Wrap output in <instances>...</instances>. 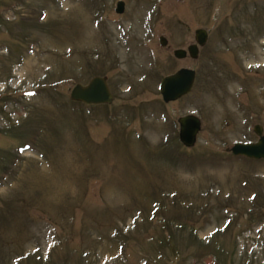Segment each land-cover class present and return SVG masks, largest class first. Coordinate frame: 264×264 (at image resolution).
<instances>
[{"label":"rangeland","instance_id":"rangeland-1","mask_svg":"<svg viewBox=\"0 0 264 264\" xmlns=\"http://www.w3.org/2000/svg\"><path fill=\"white\" fill-rule=\"evenodd\" d=\"M117 1L0 0V264H264V159L228 151L264 132V0ZM94 76L112 102L72 100Z\"/></svg>","mask_w":264,"mask_h":264},{"label":"water","instance_id":"water-1","mask_svg":"<svg viewBox=\"0 0 264 264\" xmlns=\"http://www.w3.org/2000/svg\"><path fill=\"white\" fill-rule=\"evenodd\" d=\"M124 2L119 0L116 3L115 11L122 13ZM207 31L197 28L194 31L195 42L189 44L186 49L175 48L172 52L176 59H184L187 55L195 59L199 54V46L205 44ZM167 38L159 37L161 46L167 45ZM195 70L181 67L175 72L164 76L159 83V92L165 103L176 101L188 94L195 81ZM70 98L85 104H107L113 100V95L107 84L105 76H94L86 84L76 83L70 91ZM179 124L178 137L180 142L186 147H192L196 142V137L201 129V120L194 114H185L177 118ZM253 132L257 135L253 142H235L228 151L234 156H243L249 159H264V132L260 124L253 125Z\"/></svg>","mask_w":264,"mask_h":264},{"label":"bare ground","instance_id":"bare-ground-1","mask_svg":"<svg viewBox=\"0 0 264 264\" xmlns=\"http://www.w3.org/2000/svg\"><path fill=\"white\" fill-rule=\"evenodd\" d=\"M194 85H195V84H194ZM237 91H238V90H237ZM237 91L235 90L234 93L237 92ZM222 111H224V109H223ZM222 111L219 110L217 107L214 108V113L217 114L218 116L224 114ZM225 113H227V111H225ZM225 179H226V178H225ZM225 181H226V180H225ZM226 182H227V181H226ZM226 184H227V183H226Z\"/></svg>","mask_w":264,"mask_h":264},{"label":"flooded vegetation","instance_id":"flooded-vegetation-1","mask_svg":"<svg viewBox=\"0 0 264 264\" xmlns=\"http://www.w3.org/2000/svg\"><path fill=\"white\" fill-rule=\"evenodd\" d=\"M187 56H188V55H187ZM187 56H186V57H187ZM186 57H185V58H186Z\"/></svg>","mask_w":264,"mask_h":264}]
</instances>
